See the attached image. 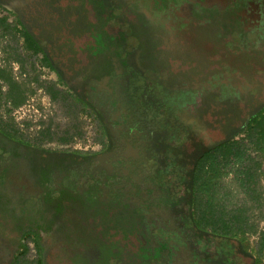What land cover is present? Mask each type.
<instances>
[{
  "label": "flooded vegetation",
  "instance_id": "flooded-vegetation-1",
  "mask_svg": "<svg viewBox=\"0 0 264 264\" xmlns=\"http://www.w3.org/2000/svg\"><path fill=\"white\" fill-rule=\"evenodd\" d=\"M4 1L3 33L20 24L24 48L101 117L108 146L39 151L0 120V264H27L29 236L34 264H258L244 241L196 224L190 193L198 158L245 143L264 116V0ZM16 50L0 57L10 110Z\"/></svg>",
  "mask_w": 264,
  "mask_h": 264
},
{
  "label": "rangeland",
  "instance_id": "rangeland-1",
  "mask_svg": "<svg viewBox=\"0 0 264 264\" xmlns=\"http://www.w3.org/2000/svg\"><path fill=\"white\" fill-rule=\"evenodd\" d=\"M0 2L3 3L4 9L12 10L11 3L8 2V5L4 0H0ZM4 9H0V18L4 15V18L10 21L11 16ZM3 31L0 27V57L1 54L5 56L3 51L8 50L10 47L17 49L21 64L14 63L13 66L11 63L9 75L16 83L18 90L22 91L25 100L22 106L10 110L5 98L7 85L1 83L0 120L10 124L18 134L17 136L35 146L39 151L51 153L74 152L90 156L105 150L108 146V133L101 117L93 116L87 107L85 99L78 96L73 97L69 93L68 88L63 86V83H60L56 75L42 62L41 54L24 48L23 38L20 36V24H18L16 33L12 36L13 39L10 37L9 30L5 34ZM180 70L181 66L178 63H171L170 72H179ZM53 90L58 94L52 97L51 91L53 92ZM247 130L248 127H245L234 134L231 139H244ZM245 143L251 156L261 165L260 191L263 197L262 203H264V151L256 150L248 139L245 140ZM261 145L264 149V142ZM225 183L226 187L231 189L232 194H235L233 197L235 204L247 210V214L251 217L250 222L253 223L254 233L245 235L242 240V242L244 241L241 246L242 253L246 254L249 260L256 259L258 264H264V246H260L262 244L260 239L264 234V206L257 211L250 210L251 201L239 193L238 189L232 184L230 185V182L226 181ZM58 216L57 225L63 219L62 215ZM67 216H70L69 213H67ZM82 218L84 220L85 216H82ZM82 225L85 228L94 229L96 223L87 221L82 223ZM91 236L92 233L88 232L87 237L91 238ZM32 238V236H29L25 240L28 251L24 260L27 264H34L36 258L34 252L35 242ZM86 240L89 241L88 239ZM41 244L44 246L42 242ZM90 250L91 248L88 247L86 253ZM42 256L45 257V253H42ZM70 260H73V258H70Z\"/></svg>",
  "mask_w": 264,
  "mask_h": 264
},
{
  "label": "trees",
  "instance_id": "trees-1",
  "mask_svg": "<svg viewBox=\"0 0 264 264\" xmlns=\"http://www.w3.org/2000/svg\"><path fill=\"white\" fill-rule=\"evenodd\" d=\"M3 24L5 22L0 23ZM51 94L53 97L58 93L53 90ZM24 100L22 91L18 89L15 94L12 91L7 94V102L13 108H19ZM247 139L258 151H262L264 116L253 126ZM261 174L260 163L251 158L243 141L226 142L201 155L195 165L190 193L194 202L192 212L196 224L202 229H208L212 236L231 237L240 241L245 235L254 233L251 217L247 210L235 204V194L226 187L225 182H230V185L251 201L250 210L257 211L264 206L260 191ZM260 241V246L263 247L264 234Z\"/></svg>",
  "mask_w": 264,
  "mask_h": 264
}]
</instances>
